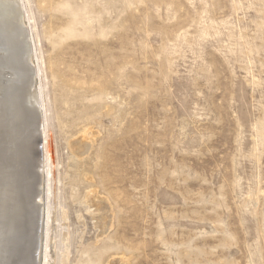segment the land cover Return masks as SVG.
Masks as SVG:
<instances>
[{"label": "rangeland", "instance_id": "1", "mask_svg": "<svg viewBox=\"0 0 264 264\" xmlns=\"http://www.w3.org/2000/svg\"><path fill=\"white\" fill-rule=\"evenodd\" d=\"M19 5L39 264H264V0Z\"/></svg>", "mask_w": 264, "mask_h": 264}, {"label": "bare ground", "instance_id": "2", "mask_svg": "<svg viewBox=\"0 0 264 264\" xmlns=\"http://www.w3.org/2000/svg\"><path fill=\"white\" fill-rule=\"evenodd\" d=\"M19 6L0 0V264H39L45 150L40 172L32 160L40 102Z\"/></svg>", "mask_w": 264, "mask_h": 264}]
</instances>
